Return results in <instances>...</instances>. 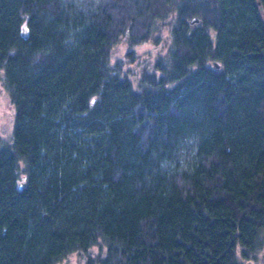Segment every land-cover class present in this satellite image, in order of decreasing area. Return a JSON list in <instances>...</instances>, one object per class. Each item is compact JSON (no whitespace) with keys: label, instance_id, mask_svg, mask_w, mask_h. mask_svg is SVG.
Masks as SVG:
<instances>
[{"label":"trees","instance_id":"obj_1","mask_svg":"<svg viewBox=\"0 0 264 264\" xmlns=\"http://www.w3.org/2000/svg\"><path fill=\"white\" fill-rule=\"evenodd\" d=\"M158 21L134 83L113 48ZM0 80V264H243L264 242V0H0Z\"/></svg>","mask_w":264,"mask_h":264},{"label":"rangeland","instance_id":"obj_2","mask_svg":"<svg viewBox=\"0 0 264 264\" xmlns=\"http://www.w3.org/2000/svg\"><path fill=\"white\" fill-rule=\"evenodd\" d=\"M165 22L166 21H158L153 27V32L158 39L157 42H154L155 38H152L147 42H143L132 47L124 38H122L114 46L111 54L113 62L118 58L124 57L125 53L128 52L131 48L135 49L136 58L134 61H127L125 56V61L127 63L125 68L133 79L134 83L136 82L138 73L144 64L153 63L157 57L166 53L168 43L167 40L169 37V25L165 24ZM13 126V105L10 102L0 80V132L4 140L7 141L12 136ZM244 262L243 264H245ZM55 264H84V258L77 253H73L66 257L64 260L59 261Z\"/></svg>","mask_w":264,"mask_h":264},{"label":"flooded vegetation","instance_id":"obj_3","mask_svg":"<svg viewBox=\"0 0 264 264\" xmlns=\"http://www.w3.org/2000/svg\"><path fill=\"white\" fill-rule=\"evenodd\" d=\"M245 264H264V242L251 259H247Z\"/></svg>","mask_w":264,"mask_h":264},{"label":"water","instance_id":"obj_4","mask_svg":"<svg viewBox=\"0 0 264 264\" xmlns=\"http://www.w3.org/2000/svg\"><path fill=\"white\" fill-rule=\"evenodd\" d=\"M195 21H198V18L197 17H193V18L190 19V22L191 23H193ZM20 32H21V35L23 36V38H25V39L28 38V36H29V29H28V26H27L26 22H23L22 23V25H21V31ZM214 65L216 67L219 66L216 62H214ZM19 187H20L21 190H23V188H24V181L19 184Z\"/></svg>","mask_w":264,"mask_h":264}]
</instances>
